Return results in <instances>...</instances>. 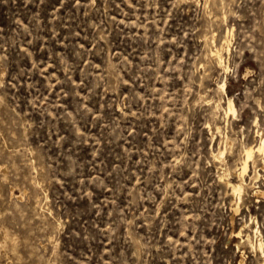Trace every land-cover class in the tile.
Wrapping results in <instances>:
<instances>
[{
    "label": "rangeland",
    "instance_id": "1",
    "mask_svg": "<svg viewBox=\"0 0 264 264\" xmlns=\"http://www.w3.org/2000/svg\"><path fill=\"white\" fill-rule=\"evenodd\" d=\"M261 141L264 0H0V264H264Z\"/></svg>",
    "mask_w": 264,
    "mask_h": 264
},
{
    "label": "bare ground",
    "instance_id": "2",
    "mask_svg": "<svg viewBox=\"0 0 264 264\" xmlns=\"http://www.w3.org/2000/svg\"><path fill=\"white\" fill-rule=\"evenodd\" d=\"M225 86V84L223 83L221 85V88L223 89ZM228 110L233 111V107H232V101L228 102ZM264 151V142H259L258 145L256 147H246L245 148V156H246V160L254 153L257 152L258 154H262V152ZM262 167L264 168V158L262 159ZM246 169V161L243 163L242 165V172H244ZM236 191H241V186H238L236 189ZM246 238L248 239V235L246 236ZM259 249L261 250V253L263 254L262 257H264V251L262 250L261 246L259 245Z\"/></svg>",
    "mask_w": 264,
    "mask_h": 264
}]
</instances>
